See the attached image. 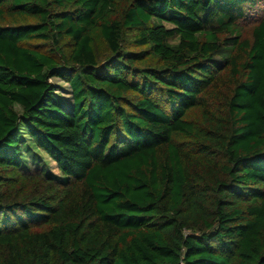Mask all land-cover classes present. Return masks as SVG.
<instances>
[{
    "label": "trees",
    "instance_id": "trees-1",
    "mask_svg": "<svg viewBox=\"0 0 264 264\" xmlns=\"http://www.w3.org/2000/svg\"><path fill=\"white\" fill-rule=\"evenodd\" d=\"M263 5L0 0V264H264Z\"/></svg>",
    "mask_w": 264,
    "mask_h": 264
},
{
    "label": "rangeland",
    "instance_id": "rangeland-1",
    "mask_svg": "<svg viewBox=\"0 0 264 264\" xmlns=\"http://www.w3.org/2000/svg\"><path fill=\"white\" fill-rule=\"evenodd\" d=\"M261 9H262V13L264 15V5H263V7L261 6ZM245 26H247V25H245ZM51 82L58 87V92L57 93L62 98L63 102L66 103V105H67V101L70 102L71 98H72L71 89L68 86V84H66L65 82L61 81L60 79H53V80H51ZM36 154H37L36 158L39 160V162L41 164L42 163L45 164L46 169L48 170L49 173H51L52 175H59V172H58V170L56 168L57 165L55 163L50 161L44 154H40V155L38 153H36ZM30 160H31V157H30ZM26 170L27 171L30 170L32 172V171H37L38 168L34 164L29 169L27 168ZM34 188H35L34 185L28 184V183L25 184L24 187H22V189L25 191V193L26 192L30 193L32 190H34Z\"/></svg>",
    "mask_w": 264,
    "mask_h": 264
}]
</instances>
